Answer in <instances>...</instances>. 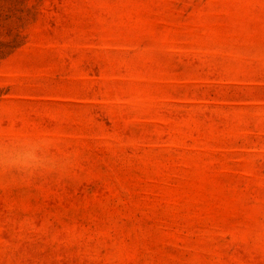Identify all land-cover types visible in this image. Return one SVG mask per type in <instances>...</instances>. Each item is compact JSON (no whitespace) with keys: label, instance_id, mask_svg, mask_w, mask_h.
<instances>
[{"label":"rangeland","instance_id":"rangeland-1","mask_svg":"<svg viewBox=\"0 0 264 264\" xmlns=\"http://www.w3.org/2000/svg\"><path fill=\"white\" fill-rule=\"evenodd\" d=\"M0 264H264V0H0Z\"/></svg>","mask_w":264,"mask_h":264}]
</instances>
